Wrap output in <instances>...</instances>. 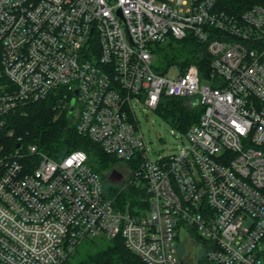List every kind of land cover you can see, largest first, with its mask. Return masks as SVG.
Returning a JSON list of instances; mask_svg holds the SVG:
<instances>
[{
  "label": "built area",
  "instance_id": "1",
  "mask_svg": "<svg viewBox=\"0 0 264 264\" xmlns=\"http://www.w3.org/2000/svg\"><path fill=\"white\" fill-rule=\"evenodd\" d=\"M215 2L0 0V128L60 94L79 135L134 162L116 184L148 195L145 213L117 210L85 152L56 159L14 138L0 148V264H61L86 239L118 236L144 264H264V7L233 16ZM186 39L208 73L153 69V47ZM163 96L202 108L165 153L134 113ZM182 236L199 255H185Z\"/></svg>",
  "mask_w": 264,
  "mask_h": 264
},
{
  "label": "trees",
  "instance_id": "2",
  "mask_svg": "<svg viewBox=\"0 0 264 264\" xmlns=\"http://www.w3.org/2000/svg\"><path fill=\"white\" fill-rule=\"evenodd\" d=\"M254 6L264 7V0H216L215 2L217 11L233 16H241ZM157 48L160 50L164 66L161 69L155 68L157 72H163L173 64L183 66L194 64L202 74L208 73V56L190 40H173L169 41L166 47L157 46ZM63 106L59 94L29 103L20 113L5 117L4 126L0 128V148L3 150L14 148L16 145L14 138L21 137L25 143L36 144L40 150L56 159L71 151L81 150L88 156V165L99 175L110 172L116 164H124L131 170L135 168L133 161L122 162L107 155L97 143L79 135ZM155 112L173 128L184 133L190 126L198 123L202 108L191 105L184 98L163 96ZM9 131H13L12 138H8ZM103 187L105 189L104 183ZM105 193L114 199V208L122 212L139 214L145 213L148 209V195L142 183H130L124 189L110 187L108 192L105 189ZM94 239L96 238L86 239L84 242L90 243ZM79 245L61 264H144L125 247L120 236L110 241L105 240L100 245H89L80 252L81 255L72 260L78 252Z\"/></svg>",
  "mask_w": 264,
  "mask_h": 264
},
{
  "label": "rangeland",
  "instance_id": "3",
  "mask_svg": "<svg viewBox=\"0 0 264 264\" xmlns=\"http://www.w3.org/2000/svg\"><path fill=\"white\" fill-rule=\"evenodd\" d=\"M162 43L159 45V47H166L167 43ZM159 48L153 47L152 52H153V58H152V67L153 69L155 68H162L164 67L162 65V58L159 53ZM174 65V64H173ZM174 69L170 68V72L172 73ZM205 74V72H203ZM138 105V104H135ZM134 113L139 125V128L143 134L145 142L148 144L150 148H152L153 152H161L165 153L167 149L176 147L178 145H181V137L178 135L177 139H175L176 132H171L173 127L167 123L159 114H157L155 111L152 110H142L141 106H136L134 109ZM121 166L123 169H125V165H119L116 164L115 168L117 171L121 170ZM127 169V168H126ZM110 172H103L100 174V177L103 180L104 186L106 191L108 192L110 187H118L120 189H124L127 184H130V182H121L120 184L116 183H111L108 180V175ZM110 241L107 239H100L96 238L90 243L82 241V244L78 246V252L72 257V260H75L79 255H81V251H84L89 245L91 246H96L100 245L104 241ZM180 246L183 244L184 250H186V256L190 254L191 257H195L200 254L201 247L200 246H195L194 243L190 242L189 238L182 236L180 238Z\"/></svg>",
  "mask_w": 264,
  "mask_h": 264
},
{
  "label": "water",
  "instance_id": "4",
  "mask_svg": "<svg viewBox=\"0 0 264 264\" xmlns=\"http://www.w3.org/2000/svg\"><path fill=\"white\" fill-rule=\"evenodd\" d=\"M76 94V92H75ZM74 104L75 101L74 99L71 100V104H70V108H69V114H71L74 111ZM122 175L116 170L113 169L110 171L109 175H108V180L111 183H117L119 181H121Z\"/></svg>",
  "mask_w": 264,
  "mask_h": 264
}]
</instances>
